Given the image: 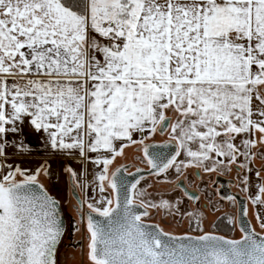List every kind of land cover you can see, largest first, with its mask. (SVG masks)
Instances as JSON below:
<instances>
[{"label":"snow or ice","instance_id":"6c2138e0","mask_svg":"<svg viewBox=\"0 0 264 264\" xmlns=\"http://www.w3.org/2000/svg\"><path fill=\"white\" fill-rule=\"evenodd\" d=\"M26 119L53 150L101 168L99 199L77 209L81 222L89 210V264H264L254 228L241 227L240 239L205 232L199 208L156 201L143 176L121 175L126 166L110 171L141 145L153 175L235 165L249 190L251 165L264 159V0H0V264H57L58 201L35 190L50 165L7 163V136L23 134ZM158 130L174 152L149 151ZM64 167L76 183V170ZM255 175L251 202L264 230V178ZM150 209L190 218L202 234L151 226Z\"/></svg>","mask_w":264,"mask_h":264},{"label":"flooded vegetation","instance_id":"af4514ba","mask_svg":"<svg viewBox=\"0 0 264 264\" xmlns=\"http://www.w3.org/2000/svg\"><path fill=\"white\" fill-rule=\"evenodd\" d=\"M257 136H259V133H257ZM145 143L153 146L149 148L150 152L163 151L165 153H171L175 150V144L170 140V134L165 133L161 135L159 130L154 136H149ZM164 144H168L169 147H159ZM141 148V145L126 148L124 156L118 157L114 161L110 171H115L116 168H124L126 166L127 171H122L121 175L129 181H134L143 176L144 179L141 181V185L152 186L149 191L153 194V198L156 201L161 197L173 201L182 199L185 206L189 209L199 208L203 213L200 226L205 232L223 235L229 239H240L242 237L241 227H251L256 232L264 235V230H261L259 221L255 218V213L261 209L251 202V197L257 194L260 183V179L256 177L255 172L260 171L261 177L264 178V159L257 156V159L251 165L252 172L248 174L251 187L245 191L243 190L244 185L237 178L235 165L232 166L230 171L225 170L223 172L219 170L216 172H204L202 170L188 168L183 175H178L172 170L166 175H153L143 152L140 150ZM178 159H184L183 154ZM137 169H141L142 171L137 172ZM100 170L101 168L96 166V175ZM132 174L135 175L133 176ZM92 177L88 188L82 192L78 180L74 183L73 178L69 175L67 178L68 198L65 202L59 201L53 193L49 192L39 182L51 196H54L59 201L63 209V215L67 219V230L57 252V264H59L60 255L63 256L70 249L79 250L82 247V224H85V245L89 243L86 227L87 213L89 210L85 204L83 208L85 214L84 221L81 222V213L77 209L81 201H87L94 197L92 202L95 203L99 199V193L95 183L96 176L94 178L93 174ZM177 184H180L179 188L176 187ZM185 191L199 199L188 200L184 196ZM77 197H79V200ZM229 197H234L235 199L232 200ZM137 211L142 212L143 209L138 208ZM149 211L150 216L144 218L145 222L151 226H158L171 235L196 236L202 234L200 231L194 230V227L190 225V218L186 217L182 222L178 223L177 220L179 218L173 219L170 216H164L162 213L152 209ZM245 212H247V215H245ZM92 215L94 219H102L96 216L95 213Z\"/></svg>","mask_w":264,"mask_h":264},{"label":"rangeland","instance_id":"374dc122","mask_svg":"<svg viewBox=\"0 0 264 264\" xmlns=\"http://www.w3.org/2000/svg\"><path fill=\"white\" fill-rule=\"evenodd\" d=\"M25 122H28L27 119L25 120ZM23 131L24 135L8 134L7 141L8 144L14 141L16 142V140L21 143V139L24 138L23 140L25 141V145L28 151L24 149L23 156H28L29 158H23V160H12L10 162L7 161V163H17L24 168L31 169L33 172L37 169H40L41 166L45 163L50 165V168L48 169L50 175H44L42 172L41 175L38 177V182L43 184L49 190V192L53 193L54 196H56V198L61 202H65L68 198L67 178L69 174L64 166L71 165L76 170V172L78 173V183L82 192L88 188V185L91 182V179L93 178V174L94 178L96 176V166L94 164H92L91 162L81 163L82 158L80 159L79 156H76L77 154H74L73 156H76L77 159L67 157L65 154L59 155V159H55L57 158V156H55L53 149H51L46 133L41 131L37 132L35 134L36 136H32L30 133L33 132L31 131V128L28 125L23 127ZM18 147L19 146L16 145L14 146V150L16 152L15 154H17L18 152ZM7 149L8 147L6 146V150ZM96 155V153H89V156L93 158H95ZM32 157H40L43 159ZM18 179L22 178L18 177ZM84 231L85 224H82V247L79 250L70 249L66 251L63 256L60 255L59 264H89L88 245L87 243L85 245Z\"/></svg>","mask_w":264,"mask_h":264},{"label":"crops","instance_id":"0c3cea01","mask_svg":"<svg viewBox=\"0 0 264 264\" xmlns=\"http://www.w3.org/2000/svg\"><path fill=\"white\" fill-rule=\"evenodd\" d=\"M26 125H28L30 128H31V126L28 124V122H25L24 123V125H23V127L24 126H26ZM31 131L33 132V133H30L32 136H36L35 134L37 133L36 131H34L32 128H31ZM15 135H17V134H15ZM21 135H24V131H23V134H21ZM23 137H25V136H23ZM24 139V138H23ZM23 139H21V142H23V145H24V149L26 150V151H28L27 150V147H26V145H25V141L23 140ZM19 146L20 145V143H19V141L18 140H16V142L14 141V142H12V143H10V144H8L7 145V147H8V149L6 150V154H7V157H8V162H10V161H12V160H23V158H29L28 156H21L20 154H18V152H17V154H15L16 152H15V150H14V146ZM52 149V148H51ZM54 151V153H55V156H57V158H55V159H59L58 158V156L59 155H63L64 153H61V152H57L56 150H53ZM15 154V155H14ZM74 156V155H73ZM72 156V158H75V159H77L76 158V156H78V155H76L75 157H73ZM31 158V157H30ZM32 158H40V157H32ZM40 159H43V158H40ZM81 159V158H80ZM18 162V161H17Z\"/></svg>","mask_w":264,"mask_h":264},{"label":"water","instance_id":"95a60500","mask_svg":"<svg viewBox=\"0 0 264 264\" xmlns=\"http://www.w3.org/2000/svg\"><path fill=\"white\" fill-rule=\"evenodd\" d=\"M41 184L38 182V184L35 186V190L37 191V193H39V192H41L42 190L43 191H46L45 189H44V187H43V189H41L39 186H40ZM47 192V191H46ZM48 193V192H47ZM48 195H50L49 193H48ZM51 196V195H50ZM51 197H53L55 200H57L54 196H51ZM58 201V200H57ZM58 212H59V215H60V218H61V220H62V224H63V228H64V234H63V237H62V240H63V238H64V236H65V233H66V230H67V219H66V217L63 215V209H62V207H61V205H60V203H59V201H58ZM62 240H61V243H62ZM60 243V244H61ZM60 244H59V246H60ZM59 246H58V248H59Z\"/></svg>","mask_w":264,"mask_h":264}]
</instances>
